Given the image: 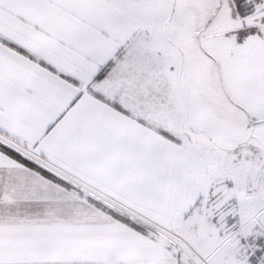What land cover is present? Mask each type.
Here are the masks:
<instances>
[{
	"label": "snow or ice",
	"instance_id": "1",
	"mask_svg": "<svg viewBox=\"0 0 264 264\" xmlns=\"http://www.w3.org/2000/svg\"><path fill=\"white\" fill-rule=\"evenodd\" d=\"M0 264H264V0H0Z\"/></svg>",
	"mask_w": 264,
	"mask_h": 264
}]
</instances>
